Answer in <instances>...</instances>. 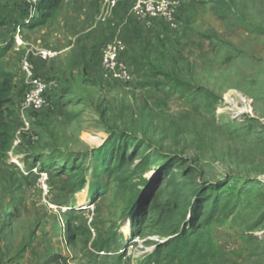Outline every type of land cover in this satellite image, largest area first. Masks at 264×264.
Wrapping results in <instances>:
<instances>
[{
    "label": "rangeland",
    "instance_id": "rangeland-1",
    "mask_svg": "<svg viewBox=\"0 0 264 264\" xmlns=\"http://www.w3.org/2000/svg\"><path fill=\"white\" fill-rule=\"evenodd\" d=\"M120 1L99 47L122 41L128 80H106L96 51L87 99L31 112L16 147L22 54L0 60V264H142L183 230L202 248L192 264H264V0H174V26ZM9 17L29 7L0 0V35ZM33 168L48 172L47 196ZM158 192L162 235L131 211Z\"/></svg>",
    "mask_w": 264,
    "mask_h": 264
},
{
    "label": "crops",
    "instance_id": "crops-1",
    "mask_svg": "<svg viewBox=\"0 0 264 264\" xmlns=\"http://www.w3.org/2000/svg\"><path fill=\"white\" fill-rule=\"evenodd\" d=\"M102 1L64 0L53 16L40 19L39 23L33 27L24 28L23 46H18L13 40L15 28L23 24L24 20L21 18L9 17L8 24L5 23L4 27H9L11 32L7 36L0 35V47L6 46L13 40L11 49L15 57L20 52L23 58V54L30 46L51 49L59 53L54 60L34 59L33 67L36 74L53 86L50 94L56 99L62 113L68 114L70 110L72 111L75 104L77 102L79 104L83 99L82 94L85 100L87 99L88 80L92 78V72L96 69L95 64L99 53L102 60L103 47L99 45L106 42L112 31L118 32L117 28L114 30L111 28L116 19L114 21H112L113 18L109 19V22L99 20ZM115 12L114 16L117 17L118 11ZM132 17L134 19L135 16L132 15ZM96 51L99 53L96 54ZM23 84L26 90L25 81ZM74 90L79 95L74 97L72 94Z\"/></svg>",
    "mask_w": 264,
    "mask_h": 264
},
{
    "label": "built area",
    "instance_id": "built-area-1",
    "mask_svg": "<svg viewBox=\"0 0 264 264\" xmlns=\"http://www.w3.org/2000/svg\"><path fill=\"white\" fill-rule=\"evenodd\" d=\"M29 7V18L15 28L14 41L18 46H23L22 40L24 28L38 16L39 6L42 0H22ZM119 0H103L99 20L107 22L113 15L114 10L118 7ZM179 2L174 0H139L131 10L138 21L150 26L154 20L163 19L175 25L176 13ZM125 46L118 38L108 42L102 49L101 71L103 77L108 81L120 82L129 78L127 65L120 59ZM59 53L51 49H38L30 46L26 50L21 61V69L25 75L26 94L21 101L18 109V117L21 121V128L15 135L14 146L21 144L23 135H27L33 122L30 113L38 112L52 107V102L47 97L49 84L38 77L34 71L31 58L41 60H54ZM31 172L38 177V186L42 193L49 194V174L40 168H33Z\"/></svg>",
    "mask_w": 264,
    "mask_h": 264
},
{
    "label": "trees",
    "instance_id": "trees-1",
    "mask_svg": "<svg viewBox=\"0 0 264 264\" xmlns=\"http://www.w3.org/2000/svg\"><path fill=\"white\" fill-rule=\"evenodd\" d=\"M63 1L64 0H42L38 9L40 15L29 25V27L37 25L40 19L53 16ZM13 40L8 42L6 46L0 47V60L4 58L6 52L11 50L13 47ZM47 97L51 101H56V99L50 94H48ZM114 163L119 167L121 166L122 161L115 159ZM65 168L62 169L64 170ZM41 170L45 171L42 168ZM143 195L144 194L135 197L131 204L134 226H139L142 224L141 222L144 210L146 214L151 213L152 215L151 222L149 223L150 234L156 233L158 235H162L169 211L159 201V192L157 195H155V198L152 202H150V204L147 203L148 200L147 198L145 199ZM146 203L148 204L147 207L145 206ZM143 207L145 208L143 209ZM201 252L202 248L199 237L195 231H176L173 237L162 243H158L154 251L147 255V258L142 264H192V259Z\"/></svg>",
    "mask_w": 264,
    "mask_h": 264
},
{
    "label": "bare ground",
    "instance_id": "bare-ground-1",
    "mask_svg": "<svg viewBox=\"0 0 264 264\" xmlns=\"http://www.w3.org/2000/svg\"><path fill=\"white\" fill-rule=\"evenodd\" d=\"M84 202H85V201L80 202V204H79V208H83V206H84ZM127 234H128V232H127Z\"/></svg>",
    "mask_w": 264,
    "mask_h": 264
}]
</instances>
